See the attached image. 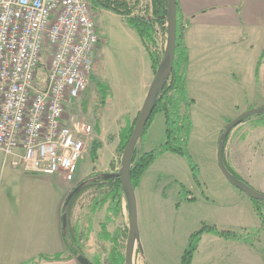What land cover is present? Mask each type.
<instances>
[{"label":"rangeland","instance_id":"rangeland-1","mask_svg":"<svg viewBox=\"0 0 264 264\" xmlns=\"http://www.w3.org/2000/svg\"><path fill=\"white\" fill-rule=\"evenodd\" d=\"M135 15L152 17V0H140ZM96 20L103 43L98 46L94 59L91 84L78 102L68 106L67 112L90 124L94 131L103 126L101 140L98 138L103 147L98 153V161L94 163L91 157L92 143L97 138L94 135L74 176V179L79 181L91 175L110 174L121 169L123 154L120 156L117 151L119 134L121 130L133 125L139 116L143 105L137 106L135 103L141 98L150 69L146 50L129 26L128 28L121 23L119 18L112 20L107 15L97 16ZM167 25L168 22L161 27L157 26L156 50L161 54L167 47ZM235 35L240 40L239 44L235 43L221 52L217 50L209 54L211 61L205 65H194L193 81L189 90L190 98L195 101L191 108L194 128L188 148L192 161L199 169L200 184L195 182L187 159L175 154H166L150 168L142 186L137 190L141 234L145 238H154L156 257L165 261V264L181 263L190 236L203 225L215 226L221 231L237 234H249L255 230L251 236L253 245L225 239L213 245V242L206 239L202 243V239L196 258L194 257L195 264H264L263 222L256 215L251 199L226 180L217 161L219 142L223 137L222 132L229 125L228 122L246 112L264 108V78L258 84L251 82L247 77L255 60L260 58L264 44L252 40L247 30L234 34L233 40L228 41L236 42ZM226 36H215L217 47L225 42L223 40ZM251 40L253 50L248 48ZM237 62L238 70L235 68ZM207 67L210 71L208 75L205 74L207 79H204L203 73ZM154 78L153 72L152 81L146 87L145 94H148ZM132 106L136 109H130ZM262 117L264 118L252 116L245 129L242 128L238 132L235 130L240 125L231 129L229 137H226L224 154L226 163L255 191L264 194ZM165 131L164 115H154L141 148L145 152L159 148L165 143ZM0 179V193L6 189L12 193L36 188L46 190L45 184L23 182L18 176L7 172L1 173ZM182 187L189 191V198L195 201H183ZM97 197L94 189L85 191L70 210H73L75 215L71 217L72 214L70 219L74 225H78L77 236L80 237V243L82 240L85 241V246L89 243L90 252L97 250L98 254L88 261L91 264H109L112 244L101 250L96 246V239V242H89L88 238L91 237L93 229L100 228L105 219L106 208L94 217L89 214L93 200ZM123 206L124 218H119L108 230L117 237L118 247L125 257L129 234L126 198L123 200ZM67 221L69 222L68 219ZM140 251L139 240L134 263Z\"/></svg>","mask_w":264,"mask_h":264},{"label":"built area","instance_id":"built-area-1","mask_svg":"<svg viewBox=\"0 0 264 264\" xmlns=\"http://www.w3.org/2000/svg\"><path fill=\"white\" fill-rule=\"evenodd\" d=\"M101 43L91 0H0L4 166L74 181L94 129L67 109L89 90Z\"/></svg>","mask_w":264,"mask_h":264},{"label":"crops","instance_id":"crops-1","mask_svg":"<svg viewBox=\"0 0 264 264\" xmlns=\"http://www.w3.org/2000/svg\"><path fill=\"white\" fill-rule=\"evenodd\" d=\"M177 3L183 16L190 23L186 33V43L189 50V70L187 77L188 92L191 82L193 81L194 65H205L209 60L211 61L209 54L217 52V50L221 52L223 49H228L229 46L235 43L239 44L240 40H238L236 35V42L228 41L233 40L234 34L247 30L252 40L256 42L259 41L261 45L264 44V0H177ZM93 14L101 36L100 27L96 20L97 16L107 15V17L112 20H114L115 17L119 18L121 23H124V25L128 27L123 16L117 15L111 11L104 10L100 7H93ZM125 31L128 33L126 29ZM134 34L136 35L135 32ZM216 35L220 37L227 35L223 40L225 42L220 44V47H217L214 42ZM252 40L249 42L248 48L253 50L254 46L252 45ZM213 47H215V49ZM143 48L145 49L144 46ZM260 58L255 60L253 66L249 69L250 73L247 74L251 82H258V84L261 80L263 81L264 78L262 77L264 58L258 69ZM238 62L237 66H235L237 70L239 69ZM96 66L97 63L95 68ZM209 71L210 69L207 67L203 73L204 79H207L205 74L208 75ZM152 77L153 70L150 61L148 81L144 85L141 98L135 103L137 106L144 105L147 97V94H145L146 87L151 83ZM133 106L130 109H132ZM133 109L136 108L134 107ZM248 124V121L241 124L235 132L242 130V128L245 129V126ZM99 128L100 135H96L95 132L94 135L97 139L99 138L101 140L103 126ZM262 133H264V130ZM86 154L87 152L85 156ZM0 172H7L11 175L18 176L23 182H37L45 184L46 186L44 188L46 190L36 188L25 192L16 191L18 193H12L10 190L6 191L7 189L5 188L6 190L0 193V264H24L39 256L62 257L60 260L44 261L41 264H80L76 256V251L69 250L66 243V240H69L68 237L70 234L75 239V245H79L76 240L79 233L77 229L78 225H74L70 219L74 211L72 210L65 215L64 209L68 197L76 187V183H80L83 180L79 181L74 179L73 182H68L62 175H26L19 171H14L9 165L4 166L3 162L0 163ZM65 216L71 223L67 221V223L64 224ZM73 216L75 215L73 214L71 217ZM100 231L101 229L99 227H95L91 237L89 236L88 238L89 242L95 241L96 239V241H98L96 246H99L102 250L110 247L111 244L110 242L100 240ZM205 239L213 242L211 243L213 245L221 242L219 241L221 239L213 235H205L202 243H204ZM84 243L85 241L83 240L80 243L82 253L90 260L98 254L97 250L90 252V250H88L89 243L87 242L88 244H86V246ZM140 243L141 251L138 253L134 264H165V261L156 257L157 252L153 247L154 238L152 239V236L145 238L140 230ZM89 252L91 255H89ZM193 264H195V259Z\"/></svg>","mask_w":264,"mask_h":264},{"label":"trees","instance_id":"trees-1","mask_svg":"<svg viewBox=\"0 0 264 264\" xmlns=\"http://www.w3.org/2000/svg\"><path fill=\"white\" fill-rule=\"evenodd\" d=\"M139 2L140 0H91L93 7H100L125 18L127 25L136 33L145 47L152 64V70L154 74H156V71L164 56V53L161 54L156 50L157 26L161 27L168 22V0H152V17L135 15V11L137 10ZM177 7V40L173 74L160 97L152 118L147 125L144 136L145 138L148 129L153 122L154 115L163 114L166 121V140L163 145L150 152H145L141 148V145L144 143L145 139H143V141L137 146L131 167V179L136 190L140 188L142 181L150 168L166 154H175L187 159L195 182L200 184L199 169L192 161L188 148L194 128L191 117V108L195 103V101L190 98L187 87L189 50L186 43V33L189 29L190 23L183 16L178 3ZM263 58L264 52L259 60L258 69ZM256 116H264V112ZM250 118L251 117L245 119L242 124L248 121ZM136 121L137 120L134 121L133 125L121 130L119 134L120 143L117 151L120 156L124 153L125 148L131 138ZM231 122L232 121H229L228 124ZM94 132L99 136L100 128L97 127ZM230 133L231 131L227 132L228 137V134ZM102 147V142L97 138L94 139L91 148V157L94 163L98 161V153ZM224 161L231 175H233L240 182L246 183V181L226 163L225 154ZM119 173L120 170L114 171L110 174L106 173L91 175L89 178L83 180L72 191L73 193L74 191L79 190L73 196L71 201L66 204L64 209V214L67 215L74 206L75 202L85 191L94 189L97 192L98 197L97 199L93 200L91 205L92 209L89 214L94 217L97 213L102 212L106 208L105 219L100 224L101 231L99 233V238L100 240L110 242L113 246L110 251L109 264H125V257L118 247V239L108 230V227L112 224H115L119 218H124L123 200L126 198V196L122 191ZM182 189L183 193L181 194L183 195V201H195V199L189 198L188 195H190V193L188 190H186L184 187H182ZM251 202L253 203V208L256 215L263 222L264 226V200H251ZM126 209L128 211V206H126ZM253 232H255V230L249 234H237L228 231H221L215 226L203 225L200 230L194 232L190 236L187 248L182 255L180 264H193L194 257L198 252L200 243L205 235H213L220 239L238 242L240 241L245 244L253 245L251 239L252 234H254ZM256 233L258 234L259 232L256 230ZM68 238L69 240H66L67 246L69 250L76 251V256L80 264H91L82 253L80 237L76 238L79 245H75V239L70 234ZM60 259H62L60 256H39L36 259L24 264H41L44 261H55ZM99 260L100 259H98V261Z\"/></svg>","mask_w":264,"mask_h":264},{"label":"water","instance_id":"water-1","mask_svg":"<svg viewBox=\"0 0 264 264\" xmlns=\"http://www.w3.org/2000/svg\"><path fill=\"white\" fill-rule=\"evenodd\" d=\"M168 42L167 47L164 52L162 61L156 71L155 78L151 84L147 97L145 99L144 105L139 113L135 127L131 138L125 148V151L122 156L121 169L119 177L121 180L122 191L124 192L129 213V234L126 244L125 251V264H134L135 252L137 243L140 240V230H139V212H138V200H137V190L134 188L132 179H131V167L133 162V157L137 146L143 141L147 125L152 118V115L158 105L161 95L163 94L164 89L168 85L170 78L173 74V66L176 56V40H177V0H168ZM264 108L252 110L246 112L236 118L234 121L229 123L226 129L222 132V139L219 142L218 152H217V161L218 167L226 178V180L238 189L240 192L247 195L251 200L261 201L264 200V194L255 191L247 183L240 182L237 180L231 173L228 171L225 161H224V151L227 132L231 129H234L242 124V122L252 116L262 114ZM79 190L74 191L67 200L68 204L73 196ZM67 223L66 216L64 217V224Z\"/></svg>","mask_w":264,"mask_h":264}]
</instances>
